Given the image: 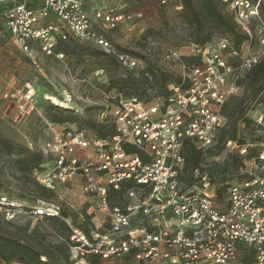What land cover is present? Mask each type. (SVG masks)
Returning <instances> with one entry per match:
<instances>
[{"label": "built area", "instance_id": "1", "mask_svg": "<svg viewBox=\"0 0 264 264\" xmlns=\"http://www.w3.org/2000/svg\"><path fill=\"white\" fill-rule=\"evenodd\" d=\"M220 1L250 36V45L237 48L220 37L174 48L168 58L178 61L183 72L179 81L167 85L165 95L149 101L121 92L106 96L104 122L111 124L106 136L74 121L45 119L31 85L0 87V105L44 124L42 161L31 169L32 177L50 191L78 185L89 198L94 226L88 231L75 226L51 201L28 202L0 192L6 217L24 214L35 221L66 222L73 264H121L125 259L130 264H264V173L250 171L223 189L210 177L191 186L182 179L187 146L205 151L216 145L225 127L226 103L264 58V0ZM2 6L0 42L3 33L9 34L34 64L40 53L63 59L58 44L82 40L122 67L141 68L140 59L120 50L96 25L132 33L144 19L142 10L100 5L90 15L82 0H8ZM176 8H183L181 1ZM254 41L260 49L252 48ZM187 57L200 62L189 63ZM255 122L264 125V115ZM238 151L240 157L249 154L246 146L238 145ZM258 158L264 161V142Z\"/></svg>", "mask_w": 264, "mask_h": 264}, {"label": "rangeland", "instance_id": "2", "mask_svg": "<svg viewBox=\"0 0 264 264\" xmlns=\"http://www.w3.org/2000/svg\"><path fill=\"white\" fill-rule=\"evenodd\" d=\"M7 1L0 0V8ZM82 1L90 15L100 5L144 12V19L132 33L122 28L105 30L102 25H96L120 50L128 51L140 59L141 68L122 67L103 49L82 40L59 43L56 51L65 54L63 59L45 57L40 53L38 64H34L18 48L12 37L3 33L0 42V87L12 90L28 85L35 87L38 108L47 120H52L54 116L65 119L70 115L78 125H88L87 121H93L99 128L111 129V124L104 122L109 104L106 96L121 92L123 96L138 95L149 101L165 95L167 85L179 81L183 72L178 61L168 58L169 53L174 48H184L196 41L197 34L181 17L182 9L176 8L180 0ZM215 2L224 13L229 14L220 0ZM196 3L200 5V0H196ZM220 37H228L233 41L231 34L213 32L214 39ZM250 39L249 36L240 48L248 47ZM252 48L258 50L260 46L254 41ZM232 60L237 61L236 58ZM144 70L150 76L154 73L157 78L145 76L142 72ZM50 96L61 100L69 98L71 108L56 105ZM48 106H52V110L48 111ZM13 108L7 109L6 105H0V192L28 202L43 199L56 203L73 224L82 229H92L94 223L87 217L89 198L80 192L78 185H63L50 191L32 177L29 167L21 165L22 160L40 153L44 124L37 117L20 118L19 112ZM261 115H264V78L257 80L251 74L239 82L237 93L225 105V127L216 145L202 151L198 170L195 171L191 163L185 164L182 173L184 184L191 186L204 176L210 177L215 187L223 189L232 181H241L250 171L264 173V161L258 158V151L264 142V125L255 122ZM229 140L234 143L228 145ZM238 145L248 147L249 151L247 156H241V162H237L240 157ZM0 235L10 236L35 247L45 255L47 264H71L68 253L69 230L57 220L44 218L35 221L24 214L10 219L0 209ZM120 262L130 264L128 259Z\"/></svg>", "mask_w": 264, "mask_h": 264}, {"label": "trees", "instance_id": "3", "mask_svg": "<svg viewBox=\"0 0 264 264\" xmlns=\"http://www.w3.org/2000/svg\"><path fill=\"white\" fill-rule=\"evenodd\" d=\"M180 1L183 5V8L180 12L181 17L190 27L195 29L197 34L195 38L196 41L204 43L213 39L214 31H221L225 34L233 35V42L235 47L237 48H240L242 43L249 39V35L240 31L232 16L230 14L224 13V11L217 6L215 0H200V5L196 3V0ZM185 60L189 63L200 62L199 58L194 57H187ZM142 72L145 76H149L152 79L154 76L155 78H157L154 73V75L152 74L150 76L147 70H144ZM251 74H253L254 78H257V80L264 78V58L246 75V77L250 76ZM55 109L60 112H66L69 114V112L64 109H60L58 107H55ZM52 120L56 122L74 121V117L69 115L67 118L63 119L54 116ZM87 124L89 127L93 128L94 130H97L101 136H106L109 132H111V129H105L104 127L99 128L98 125L93 121H87ZM201 154V150H197L193 144H189L186 148V163H191L195 169L198 168L201 159ZM241 160L242 157H239L237 162H241ZM41 161L42 155L40 153H37L27 159L22 160L21 165L23 167H29V169H32L34 166H37ZM63 213L66 215L64 211ZM87 217L89 220L91 219L90 215H87ZM54 220H57L60 225H62L65 229L69 230L70 232V228L66 222L59 219ZM74 225L79 228H82L77 224ZM83 229L88 231L87 228ZM42 256L45 255L42 254L35 247L17 239H14L10 236L0 235V264H9L12 262H18L21 264H47L48 261H44L42 259ZM71 264L73 263L71 262Z\"/></svg>", "mask_w": 264, "mask_h": 264}, {"label": "bare ground", "instance_id": "4", "mask_svg": "<svg viewBox=\"0 0 264 264\" xmlns=\"http://www.w3.org/2000/svg\"><path fill=\"white\" fill-rule=\"evenodd\" d=\"M51 100H53V102L56 104V105H58V106H61V107H63V108H67V109H69V108H71V104H70V99L68 98V99H66V100H61V99H58V98H56V97H54V96H50L49 97Z\"/></svg>", "mask_w": 264, "mask_h": 264}]
</instances>
